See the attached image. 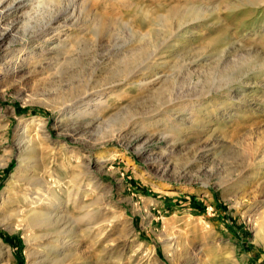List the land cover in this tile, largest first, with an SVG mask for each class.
<instances>
[{
  "label": "rangeland",
  "instance_id": "1",
  "mask_svg": "<svg viewBox=\"0 0 264 264\" xmlns=\"http://www.w3.org/2000/svg\"><path fill=\"white\" fill-rule=\"evenodd\" d=\"M56 2L0 0V264H264V0H87L33 39Z\"/></svg>",
  "mask_w": 264,
  "mask_h": 264
},
{
  "label": "bare ground",
  "instance_id": "2",
  "mask_svg": "<svg viewBox=\"0 0 264 264\" xmlns=\"http://www.w3.org/2000/svg\"><path fill=\"white\" fill-rule=\"evenodd\" d=\"M53 2V1H52ZM50 2V3H52ZM54 3V2H53ZM57 3V10H55L53 13H51L50 17L47 18L48 20H45L44 24L42 25V27L36 29L33 31V35L32 38L34 39H37L38 36H41L43 34L47 35V34H50L52 33L53 30H56L58 28H55L54 26V22L59 20L61 17H67V14L69 13V11L71 12V15L75 14L74 15V19L76 21H78V17H79V14L81 13H91L93 12L92 10L90 11V9L87 7V0H65V3L63 2V0H58ZM90 6V5H89ZM51 8V7H50ZM89 10H88V9ZM7 14V12L5 13ZM84 17V16H83ZM92 19H99L98 18V15L95 13H92ZM56 23V22H55ZM58 25V24H57ZM97 25V24H96ZM37 27V26H36ZM50 30V31H48ZM32 32V31H31ZM37 37V38H36ZM47 38H50L51 36H46ZM52 38V37H51ZM39 40V39H38ZM47 40V39H46ZM45 40V41H46ZM23 50V49H22ZM130 78V77H129ZM128 77H126L125 79V82L127 80H129ZM128 82V81H127ZM126 82V83H127ZM130 84V83H128ZM133 84V83H132ZM91 99H89L90 101ZM105 101H102L100 102L99 104V107L102 106V104H104ZM226 105V104H225ZM85 106V105H84ZM84 106H82V108H84ZM87 106V105H86ZM80 108V107H79ZM86 108V107H85ZM85 110H82V111H79L77 112L76 114L79 116V115H84L85 113ZM191 116H194V115H190ZM191 122H193V125L195 124L196 122V118L192 119ZM196 125H198L196 123ZM164 132H169L168 129L164 130ZM24 152V151H23ZM25 158V157H24ZM24 160V159H23ZM259 168V167H258ZM257 170V169H256ZM41 179V178H40ZM39 179V183H37L39 186H42V181H40ZM42 180V179H41ZM71 181V180H70ZM74 181V187L72 188H69L65 193V197L62 198L60 197L57 192L55 191V189L53 187H50V186H46L45 189H44V192H45V195L47 196V204L49 205H53L55 207V211L54 213L52 214L51 212H48V211H44V212H40V211H37V210H34L32 209V213H31V223L32 224H29L27 226V228H30V227H44V228H47L48 230H50L53 226H54V220L57 221V218L56 216L57 215V212L62 208V207H65L67 206V202H72V203H77L79 202V200L82 198V196H84V193H85V189L82 188V183L80 182V179H79V175L76 174L75 176H73L72 178V182ZM38 182V181H37ZM44 184V183H43ZM48 184V183H47ZM37 185V186H38ZM38 186V187H39ZM43 188V187H41ZM45 196V198H46ZM54 199L56 202H53L52 199ZM34 199V198H33ZM41 199L39 197V195H37L35 197V200L33 201V203H37V202H40ZM81 201V200H80ZM84 205V204H83ZM35 206V205H34ZM34 208V207H33ZM93 212V211H92ZM94 215V214H93ZM259 215V218H264V212H260L258 213ZM59 217V216H58ZM90 217V216H89ZM60 219V218H59ZM256 220V219H255ZM262 222V221H261ZM260 222V223H261ZM26 228V229H27ZM264 231V230H263ZM50 233V232H49ZM53 233V232H52ZM51 234V233H50ZM71 234V232H70ZM69 234V235H70ZM256 234L257 236H260L262 239H263V232H262V228L261 227H257L256 228ZM48 235V234H46ZM43 236V235H42ZM71 236V235H70ZM49 237V236H48ZM52 237V236H51ZM71 237H69L70 239ZM59 240L58 237H55L54 239H52V241L50 242V244L46 245L44 248H46V253L45 254H42V256L40 257L39 259V263L38 264H58V260H55V258H53V256L51 255L50 251L53 250L55 247H56V243L57 241ZM68 240V239H67ZM68 242V241H67Z\"/></svg>",
  "mask_w": 264,
  "mask_h": 264
}]
</instances>
